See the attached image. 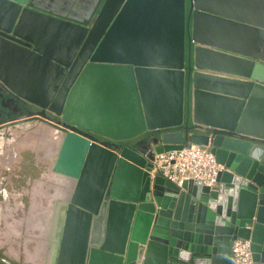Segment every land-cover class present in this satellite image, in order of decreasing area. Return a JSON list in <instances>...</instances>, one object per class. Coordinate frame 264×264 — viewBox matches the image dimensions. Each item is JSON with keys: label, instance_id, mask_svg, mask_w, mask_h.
Segmentation results:
<instances>
[{"label": "water", "instance_id": "water-1", "mask_svg": "<svg viewBox=\"0 0 264 264\" xmlns=\"http://www.w3.org/2000/svg\"><path fill=\"white\" fill-rule=\"evenodd\" d=\"M32 1L0 0L1 65L29 70L23 86L30 72L62 69L57 98L95 23ZM188 2L193 71L184 72L185 0H122L64 87L50 171L65 195L45 264H232L236 237L264 264V0ZM29 10L51 22H31ZM0 84L41 106L13 79L0 74ZM191 144L224 166L214 185L151 172L155 154Z\"/></svg>", "mask_w": 264, "mask_h": 264}, {"label": "flooded vegetation", "instance_id": "flooded-vegetation-1", "mask_svg": "<svg viewBox=\"0 0 264 264\" xmlns=\"http://www.w3.org/2000/svg\"><path fill=\"white\" fill-rule=\"evenodd\" d=\"M121 1H32V4L49 12L87 22L89 27L95 23L93 29L86 33L87 40L81 55L66 72L65 84L57 98L56 85L63 74L62 69H50L48 74V69L39 71L40 73L30 72L35 82L23 86L22 76L29 70H22V66H11L7 69L10 72L7 74L0 61V74L5 79H13L12 85L17 88L18 93L21 94L24 90L41 105L25 102L0 84V264H45L47 259L54 256V243L57 239L55 231L59 228L55 211L56 200L65 193L62 191L61 182L50 171L54 158V137L58 132L52 125H58L64 87L75 77L82 59L103 32ZM192 10L188 0H185L184 72L188 68L190 72L194 70L191 57L188 56L195 45L194 42H189ZM27 12V15H33L31 22L40 21L37 17L51 22L47 17L33 14L30 10ZM31 22H24L20 29L28 35L41 36L42 48L49 53H58L59 42L56 39L47 40L46 32L42 33L41 29L36 31V25ZM83 33L81 30L73 35L76 36L72 38L70 46H66L62 60H70ZM13 70L20 72L21 77H13ZM44 76L48 78L46 92L43 81L40 80Z\"/></svg>", "mask_w": 264, "mask_h": 264}, {"label": "built area", "instance_id": "built-area-1", "mask_svg": "<svg viewBox=\"0 0 264 264\" xmlns=\"http://www.w3.org/2000/svg\"><path fill=\"white\" fill-rule=\"evenodd\" d=\"M224 166L215 160L208 150L191 144L181 149L157 153L152 160V173L159 174L177 184L185 179L200 180L214 185L219 171ZM232 264H254L250 251V240L236 237L230 243Z\"/></svg>", "mask_w": 264, "mask_h": 264}]
</instances>
